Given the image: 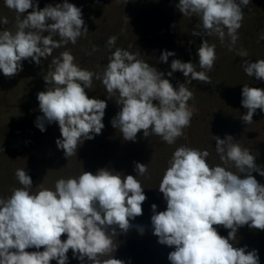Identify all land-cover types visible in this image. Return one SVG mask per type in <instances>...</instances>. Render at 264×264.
I'll return each instance as SVG.
<instances>
[{"label": "clouds", "instance_id": "clouds-1", "mask_svg": "<svg viewBox=\"0 0 264 264\" xmlns=\"http://www.w3.org/2000/svg\"><path fill=\"white\" fill-rule=\"evenodd\" d=\"M249 2L179 0L176 7L183 16L199 18L196 29L200 31L194 30L192 35H215L221 43L227 37L231 51L244 19L241 5ZM4 5L16 13V30H0V72L7 78L21 72L24 61L40 65L41 58L47 60L54 49L75 45L88 32L82 9L67 0L42 9L34 0H4ZM0 23L7 24L8 19H0ZM260 39L264 40V33ZM116 40V36L107 40L110 55L100 74L81 68L71 51L65 50L51 60L50 70L43 76L46 90L37 94L43 115L35 124L41 132L46 130L45 122L58 124L61 136L55 143L67 158L105 127L106 100L90 98L86 92L92 88L94 76L105 87L108 99L118 94L120 110L111 124L120 130L123 140L135 142L142 131L144 137L154 134L172 145L193 116L188 106L193 93L186 83H208L206 73L217 59L216 46L207 39L197 49L198 65L204 71H197L191 61L173 59L167 75L179 71L187 78L174 87L163 72L139 59L140 53L123 48L113 51ZM237 55L244 58L248 53L240 50ZM170 56L175 52L165 50L160 61L167 63ZM242 67L248 76L264 81V59H244ZM241 104L247 114L240 118L250 124L257 109L264 112V89L244 84ZM214 137L221 164L210 165L207 150L180 146L173 152L158 188L166 209L157 211V205H151L152 234L158 243L174 247L167 256L170 264H260L256 249L235 247L230 241L245 225L264 231V184L252 174L264 176V169L249 149L233 143L231 135ZM134 165L135 176L99 168L95 173L83 171L77 177L60 178L54 188L41 186L36 192L32 191V178L24 169H17L21 187L0 197V264H69V250L80 264H125L111 256L112 237L117 229L129 231L131 221L143 215L147 200L137 179V174L148 172L147 164ZM231 166L237 171H231ZM214 226L229 230L227 237ZM137 229L141 235L145 231L142 226ZM106 256L110 258L101 259Z\"/></svg>", "mask_w": 264, "mask_h": 264}, {"label": "rangeland", "instance_id": "rangeland-1", "mask_svg": "<svg viewBox=\"0 0 264 264\" xmlns=\"http://www.w3.org/2000/svg\"><path fill=\"white\" fill-rule=\"evenodd\" d=\"M36 2L42 9L49 4L63 3L64 0H34ZM67 2L82 9V18L88 32L75 45L69 43L54 49L47 60L41 58L40 65L24 61L23 70L11 78L0 72V197L6 198L13 188L21 187L15 176L17 169H24L32 178V191L36 192L41 186L54 188L58 179L77 177L83 171L95 173L99 168H109L121 176H135L134 162L147 164L148 172L144 176L137 174L147 196L142 205L143 215L131 221L132 227L127 233L117 229V234L112 237L115 247L111 256L125 261V264H170L167 256L174 247L158 243V238L152 234L150 218L153 214L152 204L157 205V211L166 209L163 194L158 188L175 149L187 146L207 150L210 154L208 163L214 166L222 163L215 149L214 136L224 139L231 135L233 143L249 149L256 157L257 165L264 169V112L257 109L250 124L240 118L247 114V109L241 104L243 85L264 89V81L248 76L242 67L244 59L253 62L264 59V40L260 39L264 33V0H250L247 6L241 5L244 19L238 30L239 39L231 51L227 37L221 43L215 35H192L194 30L200 31L196 29L199 18L183 16L176 7L179 0ZM5 17L8 23H0V30L14 32L16 13L4 5V0H0V19ZM111 36L117 37L113 51L115 48H123L132 53H140L138 58L163 72L174 87L186 83L187 78L179 71L167 75L171 71L173 59L191 61L196 64L197 71H204L199 68L197 56V49L204 39L209 44H215L217 59L212 71L206 73L208 83L199 80L186 83V87L193 93L188 101L193 116L190 126L183 130L184 134L172 145L154 134L144 137L142 131L137 134L135 142L123 140L120 130L111 124L112 118L120 110L116 103L118 94L108 99L105 87L94 76L92 88L86 89V92L90 98L106 100L107 108L103 118L105 127L94 139L85 140L78 147L76 155L67 158L55 143L61 136L58 124L45 122L46 130L43 132L35 124L37 117L43 115L37 100V94L46 90L43 76L50 70L51 60L65 50L71 51L75 63L81 68L96 74L102 73L110 55L107 40ZM165 50L175 52V56H170L167 63L160 61ZM240 50L247 51L248 56L239 57L237 52ZM230 170L237 171L234 166ZM252 174L258 182L264 184V176L257 172ZM137 226L144 227L142 235ZM214 227H217L221 236L227 237L228 231L225 228ZM61 239H66V236ZM230 243L235 247L246 245L249 251L256 249L260 264H264V232H257L245 225L238 229L235 240ZM68 256L69 264H80V261L72 257L71 250ZM107 258L110 257L101 259ZM51 264L56 262L52 261Z\"/></svg>", "mask_w": 264, "mask_h": 264}, {"label": "crops", "instance_id": "crops-1", "mask_svg": "<svg viewBox=\"0 0 264 264\" xmlns=\"http://www.w3.org/2000/svg\"><path fill=\"white\" fill-rule=\"evenodd\" d=\"M255 230H256V229H255ZM226 231H229V230L226 229ZM256 231H257V232H259V231H260V232H264V231H261V230H256Z\"/></svg>", "mask_w": 264, "mask_h": 264}]
</instances>
